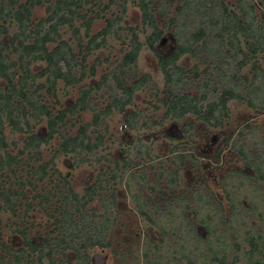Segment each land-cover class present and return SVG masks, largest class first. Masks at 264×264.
Segmentation results:
<instances>
[{"label":"trees","instance_id":"16d2710c","mask_svg":"<svg viewBox=\"0 0 264 264\" xmlns=\"http://www.w3.org/2000/svg\"><path fill=\"white\" fill-rule=\"evenodd\" d=\"M130 1L141 11L140 26L121 25ZM259 1L263 7L261 18L257 16L254 0H182L167 22V28L176 35L177 44L169 54L163 55L156 45L162 41L166 27L160 25L156 9L152 8L155 0H0V173L5 170L13 172L21 186L31 184L35 178L43 181L48 174V164L32 168L33 180L31 177L25 179L17 175V167L24 161L21 157L26 153L32 155L31 151L50 143L59 132L58 127L67 123L69 115L78 116L87 110L93 112V120L81 125L73 135H61L59 151L77 155L80 158L78 162L89 160V155L96 153L104 142L97 126L114 111L125 112L134 103L136 93L152 79L150 74L139 76L138 72L139 58L145 48L155 54L159 69L171 86L166 91L165 102L170 106L166 113L171 119L191 114L214 126H221V119L229 111L231 102L245 101L257 110H264V68L259 60V55H264V0ZM113 3L122 7L121 14L107 17L104 12L111 11ZM43 4H47L48 15L34 18V10ZM159 7L162 15L166 16L172 5L170 0H161L157 9ZM98 19H105L106 25L92 34L93 23ZM12 23L16 24V30L8 43L1 36L9 33ZM66 29L72 31L76 47L71 42L72 38L65 39L63 30ZM125 30L131 34L127 45ZM111 37L126 45L122 48V58L103 72L96 85H81L87 77L97 74L102 61L97 57L90 65L89 58ZM187 53L213 62L212 72L210 67L200 71L197 66L189 70L180 66L178 60ZM39 62H45V67L38 71L31 69L32 64L35 66ZM217 63L225 68L224 72L220 71ZM246 66H250V70H246ZM188 73L198 78V82L191 81L196 85L197 93L185 91L179 94L177 89L184 83H190L183 75ZM59 83L78 86L79 94L75 101L53 114L52 108L44 103L42 90L53 93ZM101 89L110 95L104 108H99L94 102V95ZM140 116L137 113L136 118L128 119L130 128L138 127ZM43 121L47 122L46 128L36 129L37 123ZM92 126L97 132L95 138L88 133ZM6 130L10 134L24 136L23 147L16 155L9 147H16L18 143L9 141ZM252 141L264 144V140L253 134ZM140 147L139 144L136 155L151 156L149 150L141 153ZM235 150L245 158L249 167L258 169L259 176L256 184L249 181V189H245V181L238 174L227 173L224 176L222 192L230 206L228 215L212 191V198L202 192H193V202L184 195L175 197L178 205L170 203L158 217L149 214L145 202H141L139 194L133 192L141 215L163 235L153 248L150 244L144 245V264H264V160L256 162L251 144L246 141L235 146ZM129 152L123 159L125 166L129 165ZM186 156L175 154L178 166L170 168L172 183L179 182L172 175H178ZM115 162L119 164L118 160ZM51 171L57 172L55 168ZM139 175L142 180L146 179L143 173ZM117 176L109 178L107 183ZM61 180L68 190L55 203L52 212L43 206L61 194L59 185L46 193L35 194L39 198V206L53 218L46 239L39 243L24 226L19 232L24 238L25 248H18V253L7 264L43 263L44 256L51 264H58L55 255L67 258V251L74 253L78 264H95L98 259L103 264L106 258L103 251L110 244L108 230L117 217L112 210L117 206L118 189L113 186L110 200H107L103 194L106 186L101 185L100 178L86 187L83 193L71 187L67 175L61 176ZM125 184L128 189L132 188L130 179ZM0 186L4 187L1 181ZM18 191L8 188L0 191V215L7 211L16 214L17 202L12 194ZM96 196L101 197L102 213L96 207H87ZM246 201L249 207L245 205ZM199 225L204 226V234ZM1 245L0 263L13 249L4 242ZM3 248H6V254ZM33 253H37L36 260L29 259ZM169 255L173 257L167 260Z\"/></svg>","mask_w":264,"mask_h":264},{"label":"rangeland","instance_id":"374dc122","mask_svg":"<svg viewBox=\"0 0 264 264\" xmlns=\"http://www.w3.org/2000/svg\"><path fill=\"white\" fill-rule=\"evenodd\" d=\"M106 1L108 2V0ZM119 1L117 0V2ZM160 1L155 0L152 8L156 9L160 25L166 27V31L162 41L156 47L161 54L166 55L177 44L176 35L170 28H167V22L173 16L175 7L182 0H170L172 8L166 16L162 15L161 7L157 9ZM259 3V0H254V4L257 5V16L261 18L263 7ZM161 4L164 5V3ZM127 6L128 8L123 16V20H126V22L122 21L121 25L140 26L142 19L139 7L133 4L132 1L128 2ZM121 8L117 3H113L112 10H107L104 13L107 17L114 18L116 14H121ZM46 15H48L47 4L38 6L34 10V18L36 19ZM0 24H2L1 21ZM105 25V19L96 20L91 29L92 34L97 33ZM15 30L16 24L12 23L9 26V33L1 36V39L10 43L11 36ZM63 31L65 32V39L72 38L70 29ZM84 31L85 27L82 28V32ZM124 35L127 45L131 34L128 35L127 30H125ZM71 42L76 47L73 38ZM126 45H123L120 39L109 38L107 44L89 58L88 63L90 65L95 63L97 57L102 61L97 67V74L87 77L81 85H96L103 72L109 70L111 66L122 58V48H125ZM209 60L212 61L211 58ZM213 60L216 61L215 58ZM259 60L262 68H264V55H259ZM178 64L186 70L197 66L202 71L210 67V72H212L211 68L214 63L205 61L202 56L195 57L187 53L178 60ZM219 64L217 63L216 65L220 67V71L224 72L225 68ZM45 65V62H39L35 66L32 64L31 69L38 71ZM245 69L250 70V66H246ZM138 72L139 76L148 73L152 79L146 83L143 89L136 93L134 103L130 104L125 109V112L114 111L101 121V125L97 126L98 131L104 136V142L96 153L89 155V160L78 162L80 158L77 155L62 153L59 151V146L61 135H73L81 125L93 120V112L91 110L83 111L78 116L69 115L67 123L58 127L59 132L56 133L50 143L43 145L38 150L31 151L32 155L26 153L21 157L24 161L19 168L17 167V175L23 176L25 179L31 177L33 180L32 168L36 169L44 163L48 164V174L43 181L35 178L31 184L27 183L26 186H21L13 172L5 170L0 173V181L4 185V187L0 186V191L7 188L19 190V193L12 194L13 200L17 202L16 214L7 211L2 212L0 215V247H2L1 243L4 242L13 248L6 255L5 261L0 264H7L13 258V255L18 253V248H25L24 238L19 232L24 226L29 228L30 235L39 243L46 239L47 233L52 228L53 218L43 208L46 207L52 212L53 207L56 206L55 203H58L59 199L65 196L68 186H65L63 180H61L63 175H67L71 187L79 193H83L84 189L98 178L102 181L101 185L106 186V191L103 192L105 199L110 200L109 195L113 186L118 189L117 206L114 211L112 210L117 217L108 230L110 244L103 251V254H106L103 264H144L146 262V259L142 256L144 245L150 244L153 248V244L159 242L163 236L159 228L147 222L141 215L137 201L133 197V194H135L133 192L139 194L141 202H145L147 210L150 211L149 214L158 217L164 213L170 203L178 205V202L174 200L175 197L184 195L186 198H191L193 202L195 200L193 192H202L212 198V191L216 193L219 200L223 203L221 205L224 208V212L228 215L230 206L222 192L225 184V174H238L245 181L244 186H247L245 189L250 188L249 181L256 184L255 180L259 176L258 169L256 167H248L246 160L234 148L246 141L251 144L256 162L264 160V155H260L261 152L264 153L262 151L264 150V144H254L252 141V134L255 137H259L260 140H264V129L262 128L264 126V110H257L249 106L245 101L231 102L229 111L221 119V126H214L212 123L198 118L197 115L191 114L171 119L166 113L170 106L165 103L167 101L166 91L170 90L171 86L166 83L165 77L159 69L155 54L147 48L142 51L139 58ZM183 75L190 83L182 84L181 88L177 89L178 93L183 94L185 91L197 93L196 85H192L191 81L198 82V78L192 73ZM213 79H215V76ZM38 82L42 81L39 80ZM42 93L45 96L44 103L52 108L53 114H56L58 110L75 101L78 97L79 89L78 86L69 87L65 86L64 83H59L53 93H49L46 89H43ZM109 99L110 95L105 93V89H101L94 95V102L99 108H104ZM137 113L141 115L138 127L132 129L127 121L132 116L136 118ZM46 125V121L40 124L37 123L36 129L40 130V127L46 128ZM94 128L95 126H92L88 130L92 138L97 136ZM6 133H8L9 141L15 140L18 143L16 147H9L12 154L16 155L19 149L23 147L24 136L10 134L8 130H6ZM132 141L134 143H131ZM139 144L141 145V153L149 150L150 157L136 155ZM128 150H130L129 165L125 166L123 159L127 156ZM177 153H183L187 156L178 175H172L173 178L176 177L179 180L175 184L171 182L169 176L170 168L175 169L178 166L175 161V154ZM0 156H2L1 153ZM115 160L119 161L118 165ZM52 168H55L57 172L51 171ZM234 170L242 171L236 172ZM142 173L146 176L145 180L140 178L139 174ZM115 174H118V176L108 184V179ZM121 176L123 179H121ZM127 179L131 180V189H128L125 184ZM56 185H59L58 188L62 189L60 191L61 194L56 198L53 197L52 203L46 204L43 208L40 207L39 198H36L35 194L46 193L51 188H55ZM1 200L2 198L0 197ZM29 203L32 205H29ZM215 204L219 206L218 202ZM245 205L249 207L247 201ZM87 207H96L99 213L104 211L100 196H96ZM189 214L192 216V211ZM249 217L253 218V216ZM199 227L202 230L201 233L204 234V226L199 225ZM5 249L3 248V252ZM67 252V258L56 254L55 261L58 264H78L74 253L72 251ZM4 253L6 254V252ZM170 254L172 253L170 252ZM91 257H93V253H91ZM170 257H173V255H169L166 259L168 260ZM36 258L37 253H33V256L29 257L30 260H36ZM101 261L98 259L95 264H100ZM35 264L51 263L48 257L44 256L43 263L36 261Z\"/></svg>","mask_w":264,"mask_h":264},{"label":"flooded vegetation","instance_id":"af4514ba","mask_svg":"<svg viewBox=\"0 0 264 264\" xmlns=\"http://www.w3.org/2000/svg\"><path fill=\"white\" fill-rule=\"evenodd\" d=\"M235 149V148H234ZM242 156V155H241ZM243 157V156H242ZM245 159V158H244ZM249 167V166H248ZM234 171H236V172H239V171H242V170H234ZM226 175V174H225ZM232 175H237V174H235V173H232ZM263 185V187H264V184H262Z\"/></svg>","mask_w":264,"mask_h":264}]
</instances>
